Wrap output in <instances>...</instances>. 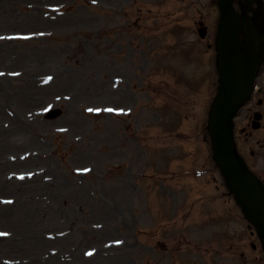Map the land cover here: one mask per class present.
Here are the masks:
<instances>
[{"label": "rangeland", "instance_id": "obj_1", "mask_svg": "<svg viewBox=\"0 0 264 264\" xmlns=\"http://www.w3.org/2000/svg\"><path fill=\"white\" fill-rule=\"evenodd\" d=\"M109 2L117 6L0 0V264L181 260L165 239L168 223L152 227L151 240L145 231L146 203L160 201L158 179L138 175L147 143L154 158L175 151V160L190 146L192 164L209 169L195 181L211 175L225 191L203 139L217 72L197 34L203 20L206 42L214 37L216 0ZM52 107L60 115L46 118ZM231 202L221 212L229 211L228 233L241 234ZM245 254L222 259L264 264L257 251Z\"/></svg>", "mask_w": 264, "mask_h": 264}, {"label": "water", "instance_id": "obj_2", "mask_svg": "<svg viewBox=\"0 0 264 264\" xmlns=\"http://www.w3.org/2000/svg\"><path fill=\"white\" fill-rule=\"evenodd\" d=\"M222 12L220 22L219 45V70L220 86L218 94L210 111L209 128L214 139V158L232 187L237 191L238 202L246 212L255 211L254 207L263 209L264 194L242 190L247 173L232 144L230 119L236 112L237 106L248 91V76L243 72L234 46L236 34L233 25V10L231 0H219ZM258 192V191H257ZM258 209V210H259ZM255 222L264 227V218L257 216Z\"/></svg>", "mask_w": 264, "mask_h": 264}, {"label": "flooded vegetation", "instance_id": "obj_3", "mask_svg": "<svg viewBox=\"0 0 264 264\" xmlns=\"http://www.w3.org/2000/svg\"><path fill=\"white\" fill-rule=\"evenodd\" d=\"M238 6L241 7L242 12H247V6L246 5H242L240 2L238 3ZM252 8H255L256 10L255 12H259L263 14L264 11V5H262V3H260V5L257 6H253ZM255 15V14H254ZM247 18V17H246ZM255 27H257V33L263 35L264 34V17L263 15H257L255 16ZM254 49L257 52H262L264 51V43L263 41L257 42L254 45ZM258 79V84H257V93L259 94L256 100V105L259 107H262L264 105V99L261 96L262 94H264V55L262 57L261 63H260V67H259V74L257 76ZM261 126V124H260Z\"/></svg>", "mask_w": 264, "mask_h": 264}, {"label": "snow or ice", "instance_id": "obj_4", "mask_svg": "<svg viewBox=\"0 0 264 264\" xmlns=\"http://www.w3.org/2000/svg\"><path fill=\"white\" fill-rule=\"evenodd\" d=\"M0 235H4V233H0Z\"/></svg>", "mask_w": 264, "mask_h": 264}]
</instances>
